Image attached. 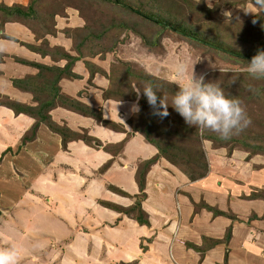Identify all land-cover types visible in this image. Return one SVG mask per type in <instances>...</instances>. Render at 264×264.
Instances as JSON below:
<instances>
[{"label":"rangeland","instance_id":"1","mask_svg":"<svg viewBox=\"0 0 264 264\" xmlns=\"http://www.w3.org/2000/svg\"><path fill=\"white\" fill-rule=\"evenodd\" d=\"M52 1H55L57 3L59 1V3H61L60 6L62 10L60 9V14L57 15L58 17L56 16L57 19H59V23H61V29L58 28L59 29L58 30L55 25V30L57 31V33L60 31L59 35L63 36L64 39H66L67 41L69 40L71 41L69 43L70 49L68 50L70 51L68 52V54L75 48L76 43L73 41V38L74 40H79V37L74 30L76 28H72L73 25L81 24L83 25V27L87 25L90 27V30H93L95 34H100L102 33V31H104L106 27L102 25L104 24L111 27V23L115 21L114 19L116 18V17L111 18L110 16L102 15V13L96 10V6L98 5L97 3L94 4L95 7L90 6V4H92L93 1H90L87 4H80L83 5L81 12L75 8L77 0H52ZM193 1H196L197 3H203L205 6L210 8L211 13L209 14V16L211 19L214 20H216V18H220V19L227 18L223 15V13L226 11L231 12L232 13L231 18L225 20V22H228L227 24H229L230 19H236L244 23L249 22L253 27L254 25H256V28L259 29L262 26L261 25L262 21L260 20L262 19L264 20V9L253 7L252 4L250 3V0H211L212 3L211 7H209V0H193ZM88 7L89 10H87ZM183 10L184 13L181 14V17L179 16L180 18H182L183 15H187L189 23L197 25L198 27L203 25V20L205 19L203 16L200 15L197 16V14L192 15L185 5L183 6ZM253 21H255V23ZM106 22H108V24ZM125 22H127L129 26L132 27L131 29H133L134 27V29L136 30L138 29L142 34L146 36L150 37L151 35L150 33L153 32L145 23L142 22L141 19L138 20L131 19V20H126ZM77 28H81V27H77ZM114 32L115 34L110 32L111 36L108 35L107 37L102 38L100 40L101 42H103V46H102L103 49L102 52L99 53V55L82 59L81 61L76 62V64L73 66V70H74L76 69L75 67L78 66L77 64L83 61L82 62L84 64L83 66H85L87 68L86 70H88V73H90V77L88 74V78L86 81H84V84L81 87L82 90H80L79 92L81 94L79 96H82V99L84 95L87 93L82 95L81 92L84 91L86 88L91 89L92 87H94L99 89L98 91L99 93L102 92L104 97V101L102 100L103 104L106 102V100H111L113 102H116L114 101V99L105 98V93L109 91V88L111 86V82L106 74L112 73L114 64L122 67V70H125L128 66L134 68H142L146 70L149 74L165 80L170 85L172 84L174 86L180 87L185 81L177 78L176 67L177 65L182 63L188 66L189 72L191 71L192 66H194V71L196 74L206 73L207 74L206 78L211 77L209 81L218 83L224 89L225 94L227 96L228 95L231 97L240 96L238 99L241 101L242 107L244 109H247L249 112L252 113L254 112L256 114L264 113L263 109H259L258 107H253L254 99H251V97L248 96L247 93L246 94L243 93L242 88L238 87L241 86V82L238 79L232 77L233 74L247 73L244 70L245 68L226 60L225 56H219L215 53L207 51L206 48L194 44L191 45L187 41L182 40L179 36H177L170 30L164 31L162 33V38L160 39V42L157 45H152V46L149 44L146 45L143 42V40L139 37V35L134 34L132 30L131 31L114 30ZM251 34L254 38L258 37L256 31L253 33L251 32ZM156 35L157 33L156 34L152 33V36H156ZM81 37L82 36H80V39ZM236 38L237 36H234V40L232 41L234 44L232 43L231 44L232 46L236 45ZM74 57H78L76 52ZM86 62L90 64H94L92 65L93 67L96 66L101 68L104 71V73H99V72L92 73L90 67L86 64ZM81 77L83 79V76ZM101 77L107 80L108 82L107 87H103L100 84L95 83V80H98ZM63 79H68V78H63ZM263 83L264 80H260L258 82H255L254 86L258 85L259 88H262L261 85ZM97 86L103 88H98ZM129 86L127 85L123 86L122 89L123 96L125 99V101L122 102L124 103L122 110L127 112V116L130 113L131 104L137 100V91L139 90L135 84ZM116 89L117 88L115 85V87L112 88L111 91L113 95ZM143 98L144 97L141 92L139 97V104ZM103 104H100L99 102L98 104L95 105L96 107L92 105L90 107L94 111L102 113V117L104 121H109L106 120V116L104 115L105 113L108 114V112L106 111L107 107L104 108ZM140 108L142 107L140 106ZM141 111L143 114L142 117L139 116L135 118V116L138 114H133V115L131 114L132 116L131 115L129 116L126 125L114 121L113 123H115L116 126L120 128L119 130L112 129L111 127L109 128L107 126H104L102 123H99L97 120L93 118L91 119H93V121L98 126L104 127L110 131H117V132H120L121 130L126 131L127 132L126 134L129 139L125 138V142H128L130 138L134 136V134H138V133L141 134L140 132L137 133L134 129L135 127H139L145 124L147 118L150 117L152 109L150 108V106H148L146 108L141 109ZM176 124L181 126V123L176 122ZM252 124L256 127V130H259V123L257 121H253ZM169 125L166 122L161 124V127L163 126L166 129L167 126ZM180 126L176 129H179ZM194 129L195 128L192 127L190 130L192 132L190 136L193 139H195ZM85 131L89 136L97 139V137H95L94 134L92 133L93 131L91 128H89L88 130L84 129L81 132L84 134ZM90 132L93 135H91ZM205 134L206 132L204 133L203 136L199 134L198 136L196 135V137L200 142V147L204 150L206 154L209 165V172L212 174V177L217 176L216 169H220L219 173H222L224 169L227 170L228 167L231 169H235L234 172L238 170L237 174H243L249 180L250 179L253 180L254 178L253 174L255 172L260 171L261 169L262 170L264 169V154L263 155L253 154L254 156H250L249 152H247L244 147L242 146L235 147L234 142H226L225 147L216 149L214 142L207 140ZM159 139H161V136L159 137ZM186 140H191V138L190 139L186 138ZM125 142L124 144L121 142V144H123L122 147L124 148L126 144ZM191 144L192 142L190 141V146ZM22 146H24L23 143ZM184 146L186 147L185 143ZM90 147L94 149L97 148L93 145ZM119 147L121 146H117L113 144L106 145L102 143V145L98 149L103 151L105 154H108L111 157V159L99 165L97 169L91 167L92 169L87 168L77 171L75 170L76 167L73 165H70L71 169H69L68 167L65 168L64 166V168L66 169V173H70V175H66V176L77 175L78 178H81L83 180L86 188L75 192L72 190L68 193V195L70 196L69 201L66 202L68 199L65 201L66 203L63 204V210L61 211L62 219L64 220L65 223L56 226L54 228H51L53 227V225L51 226L49 224L43 223L42 211L36 208V206L30 205L28 203L30 202V200L29 199L26 200L24 198L25 195L24 192H26V190L31 191L30 189L31 188L33 189L34 187L28 184L30 182V179L36 176L32 171V169L25 170L22 168V166L26 165L25 161L27 159L24 161H22L21 159H19V161L17 160V157L23 155V153L25 154V152L21 153V150H19L16 153L12 151L13 153L9 155L5 153L0 154L1 155L0 162H2L1 160H3L4 156L7 155L6 156L7 159L5 158L7 162L5 165L3 164L5 167H3V169L1 168L2 173L5 174L2 178H0V185H1L0 188L2 189L0 190V193L1 195L2 193H4V196L2 195L3 199L0 201V249L15 247L19 253L18 264H36V263H32L31 260L29 259V256L30 255L33 256L35 252L36 253L46 252L44 258L49 264H51V262L54 263L53 258L56 256L59 257V258L56 257L57 261L59 260L56 263H61L62 261L60 257L63 256L68 257L67 254L70 255L71 253L70 247H72V245L70 244L74 243V240L72 239V237L74 236L75 238H77V240H81V242L74 243L73 245V247H76L74 253L78 257V258L74 257V262H73L74 264H90V261L91 263L95 262L96 264H102L103 263L102 261L104 260H106V264H135L136 262L137 264H140L141 259L144 258L146 261L144 264H152L154 258L157 259L160 258V260L161 258L162 260L163 258H165V261H167L168 264H189V260H187L189 258L187 257L184 258V256H182L184 258L183 260L185 261L183 262L177 250H175L173 254V248L171 249L170 245L172 238L174 239V237L177 235L180 229V225H179L180 214L183 215L184 217V212L183 211L181 212L180 208L181 207L183 208L186 202L189 205H191L193 201L192 197L195 196L196 193L201 191L202 186H198L187 191H181L182 188L181 189L179 188V184L178 185L173 184L171 189L173 188L176 189L173 193L174 195L172 196V198L165 199L163 201V205H162V201H159L160 205H162L172 216L176 217V222L173 223L174 234L171 235L167 233V230H165L164 227L165 222L159 219H155V217L154 216L152 217L150 213H148V217H149L150 225L151 224L152 225L146 228L144 235L143 233L140 234L136 233V235L133 236L132 242H130V240L132 239L130 240L128 239L129 240L128 242L124 241L123 243L121 242V244L119 243V238L118 241L115 240L112 242L110 238L108 239L101 236L102 232L98 235L93 234L92 232H95V230H98V228L97 227L94 228L93 226L91 227L88 223H84V221L87 220L89 217L88 211L91 209L92 206L98 204L102 206L101 201H106L105 199H110V196L112 194H114L116 197L121 196L119 194H116L115 191L117 190V188L120 190L122 189L124 183L123 182L124 175L127 174V172L129 174L128 175L129 178L127 179V187L133 190L134 188L138 189V184L136 182V174L138 173L140 167L138 164L134 163V160L136 159L127 161L126 163L121 165L114 164L119 153V151L116 150ZM105 148H107L108 151ZM158 154L159 151L157 149V154L154 155L152 158L156 157ZM232 154L233 156L231 157ZM246 154L252 157L253 161L251 160L249 163H247L246 158H244ZM147 160L149 159L142 160V162ZM166 161L167 163L169 162L168 160ZM113 164H114V168L113 170H111ZM115 166L117 168H115ZM254 166L256 168H254ZM259 167L261 169H258ZM64 170L60 172L61 175L64 174L65 172ZM108 171L109 173H107ZM5 175L7 176L5 177ZM53 177L57 178L59 177V175L55 174ZM153 177H150L148 181L152 183L153 182L156 183L157 178L155 177L153 179ZM9 179L16 181L15 184L11 185L7 183ZM115 179H119V180L116 181ZM209 185L210 187H215V185H218V187H220L221 183L215 180L214 182H211ZM37 187L40 188L39 185L36 186L35 192H37ZM9 190H12V192H8ZM168 190H170V188H168ZM176 192H177V199L175 197ZM8 193H11L10 196L8 195ZM82 198L84 199L86 198V199L82 202L80 201L82 200ZM157 198L158 196L154 197L155 200H157ZM203 201L204 200H201L199 203H202ZM195 204L196 202L192 204L193 211L195 212L194 215L196 214ZM161 209L162 208H159L160 213L162 212ZM108 211L110 212L112 211L116 213L115 211L110 210L109 208ZM114 213L110 214L111 215L110 217L113 220L115 218V216L113 215ZM214 217L217 218L216 216ZM184 218L186 219V217ZM85 230H87L88 233H86ZM44 237L46 238V242L44 241L45 239ZM204 238L217 240V241L219 240V239H213L209 236H204L202 238L203 242L201 244L204 243ZM189 241L191 240L187 239L183 235H181L180 238L177 239V243L180 244L179 246L182 247L181 245H183L184 248L187 250H189V248L186 246L185 243L186 242L191 243ZM31 242L33 243L32 244L33 246H31L30 244ZM164 244L167 246L166 247L162 246ZM218 246L224 247V244L223 245L219 244L216 247ZM163 247L164 249L162 250ZM189 251H192V253L194 252L195 254L198 255L196 257L197 259L195 258L196 260H198V258L199 260L200 259L202 260L201 254H198L193 250H189ZM27 259L29 261L24 263Z\"/></svg>","mask_w":264,"mask_h":264},{"label":"crops","instance_id":"2","mask_svg":"<svg viewBox=\"0 0 264 264\" xmlns=\"http://www.w3.org/2000/svg\"><path fill=\"white\" fill-rule=\"evenodd\" d=\"M31 1L32 0H0V5L4 4L8 7H14L15 5L26 7ZM57 17L55 23L56 28L61 29V23H59ZM77 27H83V25H73L72 28ZM59 34L60 31L57 33V36L49 35L46 37L48 46L52 49L57 47L63 48L64 50L66 49L65 51L68 53L70 51L68 49H70L69 43L71 41H67ZM42 42L43 39H37L35 34L21 23L9 22L5 24L4 30L0 32V54L4 56L3 61L0 63L1 96L9 97L10 99L25 104L26 106H37L33 94H31V92H23L19 90L14 86L13 81L24 79L26 77H35L40 73L37 67L28 63H37L61 69H63L68 63L65 59L50 55H42L30 47H40ZM69 54L74 57V50ZM16 58L22 59L28 63L17 62ZM82 62L78 63V66L75 67L76 69L73 70V73L77 75L76 78L62 79L59 82L58 85L61 89V95L79 100L89 107L91 105L96 107V104L99 102L100 104H103L104 101L102 92H98L99 89L94 87L91 89L86 88L81 92L82 95L87 93L84 95L83 99L82 96H79L81 95L79 93L80 90H82L81 87L83 86L84 81L87 80L88 74L90 77V73H88V70H86L87 68L83 66L84 64ZM81 76H83V79ZM98 80H95L96 84L107 87L108 82L105 78L101 77ZM97 87L103 88L100 86ZM122 102L124 101L113 102L111 100H106L103 104L104 108L107 107L106 111L108 112V114H104L106 120L126 125L128 118L132 113H129L127 116V112L122 110V107L124 106V103ZM50 115L55 123L66 125L73 131L81 132L84 129L88 130L91 128L94 136L106 145L113 144L122 146L125 142V138H128L126 131H110L104 127L98 126L93 119L77 114L71 110H67L62 106H57L50 112ZM35 122L36 120L31 116L25 114L16 116L12 110L0 105V154L5 153L9 155L13 152H18L19 150H21V153L25 152V154L23 153V155L17 157V160L19 161V159H21L24 161L27 159L25 161L26 165L22 166V168L25 170L32 169L36 176L30 179L28 184L34 187L33 189H30L31 191L26 190V192H24V198L30 200V202H28L30 205H34L42 211L43 223L51 226L53 225L51 228H54L65 223L62 219L61 211L63 210V204L69 201L70 196L68 193L72 190L75 192L86 188L83 180L78 178L77 175L66 176L70 175V173H66L65 168L68 167L71 169L70 165H73L76 167L75 170L77 171L87 168L92 169L93 167L97 169L99 165L109 161L111 157L98 148L94 149L87 146L80 140L71 141L67 145L68 148L64 150L61 136L52 132L44 124L40 125L36 140L22 146L24 135L31 130ZM92 133L91 135H93ZM138 134H134L128 142H125V148L119 147L116 150L119 151V153L114 162L115 165H121L134 159H136L134 160V163L139 165L142 160L150 159L157 154L156 147L149 143L142 134ZM121 142L123 144H121ZM6 156H4V159L0 162V169L5 167L4 165L7 162ZM244 158H246L247 163L251 160L253 161V158L248 154H246ZM114 164L111 170H113ZM115 168L117 167L115 166ZM254 168L256 167L254 166ZM2 169L0 172V178L5 174L2 173ZM258 169L261 168L259 167ZM62 170L65 171L63 175L60 173ZM219 170L220 169H216L217 176L215 177H212V174L209 172L206 178L191 183L186 175H184L178 168L169 162L167 163L166 159L162 158L152 167L147 177V199L143 202L142 207L147 213H150L152 217L154 216L155 219L165 222L164 227L168 234H174L173 223L176 222V217L172 216L162 206L165 199L172 198L174 195L173 193L176 188L171 189L172 185L179 184V188H182L181 191H187L202 186L201 191L192 197L194 202L199 203L201 200H204L206 204L213 207L216 206L220 210L228 212L232 211L241 222L233 221L225 217L215 218L213 214L206 209L196 212L194 215L195 212L193 211L192 206L193 201L191 205L186 202L183 208H180L181 212H184V217H186V219L180 214V229L171 241L170 247L171 249L173 248V254L175 250H177L182 260L185 257L189 258L187 259L189 260V264H264V201L248 200L242 197L243 195L251 194L256 189H264V169H261L258 172L254 171L256 174H253V180H249L243 174H237L238 170L234 172L235 169L227 167V170L224 169L222 173H219ZM107 173H109V171ZM55 174H58L59 177H53ZM128 175V172L124 175L122 189L131 196H135L139 191L136 188L133 190L127 187ZM6 176L7 175H5V177ZM150 177H153V179L156 177V183L148 181ZM115 180L118 181L119 179ZM215 180L221 183L220 187H218V185L210 187L209 184ZM15 182L16 181L12 179L7 181V183L11 185H14ZM38 185L40 188L37 187V192H35V188ZM168 188H170V190H168ZM0 190L2 189L0 188ZM8 192H12V190H9ZM10 194L11 193H8L9 196ZM2 195L4 196V193H2ZM2 195L0 193V201L3 199ZM156 196H158L157 200L154 199ZM175 197L177 199V192ZM85 199L82 198L80 201L83 202ZM105 200L124 207H129L134 203V200H131L128 197H116L114 194L110 196V199ZM159 201H162V205L159 204ZM159 208H162L161 213L159 212ZM88 213L89 217L84 223H88L91 227L98 228V230L92 232L93 234L98 235L102 232L101 236L108 239L110 238L112 242L115 240L118 241L119 238L120 244L124 241L128 242L130 239H132L130 240V242H132L133 236L136 235V233H143L144 235V232L148 227L140 224L138 225L137 222L126 216H122L112 211L110 212L99 204L92 206ZM111 213H114V220L110 217ZM253 214H256L258 219L248 225L247 220ZM229 226H232V238L227 248L229 250L227 257L226 246H218L207 252L205 256H202V260H199L198 258V261L196 260V257L198 256L197 254L185 249L183 245L180 247V244L177 243V239L180 238L181 235L191 240L189 242L192 244L198 246H201V243L203 242L202 238L204 236L223 240ZM85 232L88 233L87 230H85ZM72 239L74 240V243L81 242V240H77L74 236ZM44 241L46 242V238ZM74 243L70 244L72 245V247H70V255L67 254L68 257H60L62 264H72L74 262V257L78 258L74 253L76 248L73 247ZM30 244L33 246L32 242ZM162 246L166 247L167 245L164 244ZM45 253L46 252H35L33 256H29V259L32 263L49 264L44 258ZM182 256H184V258ZM56 257L53 258L54 263L51 262V264H55L59 261H57ZM226 258L228 260L227 263ZM27 261L29 260L27 259L24 263ZM102 262V264H106V260ZM145 262V258L141 259L140 264H144ZM183 262L185 261L183 260ZM156 263L168 264L167 261H165V258H163V260L162 258L161 260L160 258H154L152 264ZM90 264L96 263H91L90 261Z\"/></svg>","mask_w":264,"mask_h":264},{"label":"trees","instance_id":"3","mask_svg":"<svg viewBox=\"0 0 264 264\" xmlns=\"http://www.w3.org/2000/svg\"><path fill=\"white\" fill-rule=\"evenodd\" d=\"M90 1H93L92 4H90L92 7H95V3L98 4L96 6V10L102 13V15L116 18L114 19L115 21L111 23V27L103 24L102 26L106 27L100 34H95L87 25L83 28L74 29L79 37V40H74L73 38V41L76 43L74 50L78 57H72L63 48L57 47L52 49L48 46L46 37L49 35H56L57 33L55 30V18L58 14H60V9L62 10L60 6L61 3H59V1L57 3L52 0H32L26 7L18 5H15L14 7H8L4 4L0 5V32L4 30L6 23H21L28 27L35 34L37 39H43L40 47L30 46L31 48L42 55H50L68 61L67 65L61 69L37 63H28L22 59L16 58L17 62L31 64L37 67L40 72L35 77H26L24 79L13 81L16 88L23 92H31V94L34 95V101L37 102V106H25L18 101L10 99L9 97L0 95L1 106L9 108L16 116L25 114L36 120L34 126L24 135L22 139L24 146L36 140L38 129L41 124L46 125L52 132L61 136L64 150H66L67 145L74 140H82L87 145H93L97 148L102 145L100 140L89 136L86 131L83 134L82 132L71 130L66 125H59L55 123L52 120L50 112L57 106H62L63 108L71 110L77 114L93 118L109 128L111 127L115 130L120 129L115 123H111V121H104L102 113L94 111L91 107L76 99L61 95V89L58 85L63 78H76L77 75L73 73V66L76 62L99 55L103 49V42L100 40L110 35V32L115 34L114 30H132L134 34L139 35L146 45L149 44L151 46L157 45L162 38V33L170 30L191 45L194 44L206 48L207 51L215 53L219 56H225L226 60L243 68H245L246 63L250 62L251 58L257 54L258 50H264L263 19L260 20L262 21V26L259 29L256 28V25L253 27L249 22L244 23L236 19H230L229 24H227L228 22H225V20H228V18H216V20L211 19L209 16L211 9L203 3H197L193 0H77L75 8L81 12L83 5L80 4H87ZM184 5L188 8L192 15L197 14V16L200 15L205 18L203 20V25L198 27L197 25L189 23L187 15H183V17L180 18L181 14L184 13ZM87 10H89V7ZM131 19H141L142 22L145 23L151 31H153L152 33H157V35L152 36V33H150L151 35L149 37L142 34L138 29H134V27L131 29L132 27L125 22L126 20ZM106 23L108 24V22ZM255 31L258 34V37L256 38H254L251 34V32L253 33ZM80 36H82L81 39ZM234 36H237L236 45L232 46L231 44L233 43L232 41L234 40ZM3 59L4 56L0 54V63ZM86 64L90 67L92 73H104L101 68L96 66L93 67L92 65L94 64H90L88 62H86ZM106 75L111 82L109 91L105 93L106 99L125 101L122 91L123 86L135 84L139 90H142L146 83H151L154 88L158 90L157 95L159 97H167L169 102V115L166 118L161 119L160 117L153 115L151 111L150 117L147 118L145 124L135 127L134 129L136 132H140L145 139L154 145L159 151V154L156 157L139 163L140 168L136 174V182L139 189L138 194L131 196L126 191L118 188L115 191L116 194L134 199L135 202L129 207H124L110 201H101V205L103 207L107 209L109 208L122 216H126L140 225L151 226L148 213L143 209L142 204L147 199V176L158 160L162 158L168 160L169 163L174 165L184 175H186L191 183L198 182L208 176V160L204 150L200 147V142L196 137V135H199V132L194 129L195 139H193L190 136L192 134L190 131L192 127L188 126L183 118L171 107V98L179 90L178 86H174L172 84L170 85L165 80L149 74L142 68H134L131 66L122 70V67L114 64L112 73H107ZM232 77L241 82V86L238 87L242 88V92L245 94L247 93L251 99H254L253 107L263 109L264 112V83L261 85L262 88H259L258 85L254 86V83L260 80L253 79L248 73L233 74ZM210 78L211 77L206 78V82H210ZM115 85L117 89L113 95L111 91ZM239 97L240 96H234L232 98ZM140 106L142 107L141 109L149 106L145 97L141 100ZM245 111L248 118L251 115V123L242 132L225 140L221 139L216 133L206 131L205 135L207 140L213 141L216 149L225 147L226 142H234L235 147H244L246 151L249 152L250 156L258 154L263 155L264 113L256 114L254 112H249L247 109H245ZM139 116H143L142 111H140L135 118ZM253 121H257L259 123V130H256V127L252 124ZM166 122L170 125L165 129L163 126L161 127V124ZM176 122L181 123V126L177 125ZM179 126L180 128L176 129ZM158 136H161V139H159ZM186 138H191V140H186ZM190 141L193 144H191V146ZM184 143L186 144V147L184 146ZM105 149L108 151L107 148ZM242 197L248 200L264 201V189H256L251 194L243 195ZM202 209L208 210L216 217H225L233 221L241 222L231 211L227 212L220 210L216 206L213 207L204 203V201L202 203L195 204L196 212H199ZM256 219H258L256 214L250 216L247 220L248 225ZM231 238L232 226L228 228L222 241L204 238V243L201 244V247L187 242L185 244L189 250H193L204 256L207 252L211 251L219 244H224L227 249ZM226 251L227 257L229 250L227 249ZM227 262L228 260L226 258V263ZM135 264H137V262Z\"/></svg>","mask_w":264,"mask_h":264},{"label":"clouds","instance_id":"4","mask_svg":"<svg viewBox=\"0 0 264 264\" xmlns=\"http://www.w3.org/2000/svg\"><path fill=\"white\" fill-rule=\"evenodd\" d=\"M253 7L264 9V0H250ZM212 6L209 0V7ZM223 15L231 18V12ZM255 23V21H253ZM250 77L256 80L264 79V50L246 63L244 69ZM206 73L196 74L194 66L189 72L188 66L179 64L176 67V76L185 82L171 98V107L183 118L185 123L194 127L201 136L206 131L216 133L221 139H230L238 135L250 123L245 109L238 98L225 94L224 89L216 82H206ZM146 98L152 109V114L166 118L169 115V102L167 97H159L158 90L151 83H146L142 90L137 91V100L130 106V113L139 114L140 94ZM19 253L15 247L0 249V264H18Z\"/></svg>","mask_w":264,"mask_h":264}]
</instances>
